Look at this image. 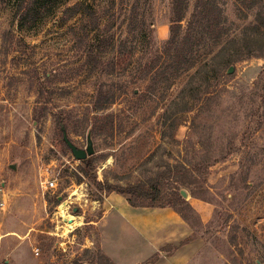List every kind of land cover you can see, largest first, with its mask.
Listing matches in <instances>:
<instances>
[{"label": "rangeland", "instance_id": "1", "mask_svg": "<svg viewBox=\"0 0 264 264\" xmlns=\"http://www.w3.org/2000/svg\"><path fill=\"white\" fill-rule=\"evenodd\" d=\"M64 1L20 29L0 0V264H105L100 251L134 264L143 255L118 230L113 211L127 198L98 191L62 127L81 149L92 132L99 181H160L168 205L187 192L197 249L188 264H264V11L216 0L227 34H209L201 59L233 38L227 58L249 55L216 77L214 67L166 72L173 0H86L103 16L98 28L65 19L77 0ZM101 91L114 95L105 109ZM66 202L79 220L72 228L60 214Z\"/></svg>", "mask_w": 264, "mask_h": 264}, {"label": "trees", "instance_id": "2", "mask_svg": "<svg viewBox=\"0 0 264 264\" xmlns=\"http://www.w3.org/2000/svg\"><path fill=\"white\" fill-rule=\"evenodd\" d=\"M1 1L2 4L6 6L10 5L13 16L17 19L18 27L20 29H28L29 27H35V25L40 22L47 9V3L54 0ZM66 1H64L63 4L66 3ZM196 3V7L191 18L187 19L188 0H173L170 27L171 34L166 45L167 47L164 51V54L168 57L166 72L172 70L174 73H184L192 67L197 66V73L200 74L207 68L214 67V76L216 75L217 77L219 75H223L222 72L224 71L223 69L225 66L238 62L249 55L241 56L236 59L235 57L227 58V52L230 50L228 48L239 45L240 42L239 38H233L228 40L229 42L226 43V45L221 48L217 54L206 53V55L210 54L211 57L206 58V60H202L201 54L203 50H206V44L208 43L209 37L208 35H212L213 33L220 31L219 35L220 37H223L225 34H227V32L221 25L223 11L217 5L216 0H197ZM263 5V0H252L248 6V9L249 11H255L256 7L261 8V10L257 12V16L260 17L264 11ZM63 15L65 16V19L68 20H71L75 17L88 19L89 21L93 22L95 28L100 26V19L103 17L98 14L96 7L86 0L75 1L73 5L64 9ZM184 22H186L185 27L183 26ZM135 23L136 18L133 17L130 25ZM262 25L264 26V23ZM210 39L211 36L209 38V44ZM215 43L217 44V42ZM103 96L104 92L101 91L100 98H103ZM103 99L104 101L100 102V105H103L100 107L101 109H105L115 101L114 95L111 93L106 94ZM81 163L83 165V172L92 182V184L96 186L99 192L105 194L116 193L118 195L124 196L127 198L129 205L133 208H171L177 212L191 228H194V222L185 213L186 210L191 211L192 209L188 205L187 201L182 197V189L176 192L175 198L170 202L171 204L168 205L164 201V195L160 181L155 183L152 182L148 184V186H132L124 188L99 181L98 177L92 173V157L85 161H81ZM191 184H183L182 187L191 191ZM193 197L199 198L200 196L195 193L193 194ZM190 241L191 239L189 238L182 242L181 245L187 244ZM167 248H164L163 251L166 252V250H168ZM169 248L170 251L168 252H174L177 249L176 246H169ZM159 256V253L154 256L155 261L159 258ZM98 258L105 264H113L107 256L101 253V251L98 253Z\"/></svg>", "mask_w": 264, "mask_h": 264}, {"label": "crops", "instance_id": "3", "mask_svg": "<svg viewBox=\"0 0 264 264\" xmlns=\"http://www.w3.org/2000/svg\"><path fill=\"white\" fill-rule=\"evenodd\" d=\"M113 212L119 224L118 230L122 232L124 228V233L143 254L134 264H142L158 253L161 256L154 264H188L197 253L195 241H190L165 255L163 249L166 246H177L192 235L191 227L171 208H133L128 202H122L121 206H115Z\"/></svg>", "mask_w": 264, "mask_h": 264}, {"label": "water", "instance_id": "4", "mask_svg": "<svg viewBox=\"0 0 264 264\" xmlns=\"http://www.w3.org/2000/svg\"><path fill=\"white\" fill-rule=\"evenodd\" d=\"M235 71L234 66H231L227 72V74L231 75L233 74ZM63 130V140L66 143V145L69 147V149L72 151V154L74 156V158L78 161H85L88 158L92 157L95 155V148H94V141L92 138V132L89 131L88 135H87V146L85 149H81L79 147H77L68 137V134L66 132V130L64 129V127H62ZM11 168L13 170H16V165H12ZM181 195L183 196V198H187V192L182 191Z\"/></svg>", "mask_w": 264, "mask_h": 264}, {"label": "bare ground", "instance_id": "5", "mask_svg": "<svg viewBox=\"0 0 264 264\" xmlns=\"http://www.w3.org/2000/svg\"><path fill=\"white\" fill-rule=\"evenodd\" d=\"M61 218L67 223L69 227H74L79 224V220L68 211V203H64L61 207Z\"/></svg>", "mask_w": 264, "mask_h": 264}, {"label": "built area", "instance_id": "6", "mask_svg": "<svg viewBox=\"0 0 264 264\" xmlns=\"http://www.w3.org/2000/svg\"><path fill=\"white\" fill-rule=\"evenodd\" d=\"M55 181H51V182H49L48 184H47V188H50V189H53V188H55ZM2 189H3V184H2V182L0 181V191H2ZM3 205V204H2Z\"/></svg>", "mask_w": 264, "mask_h": 264}]
</instances>
